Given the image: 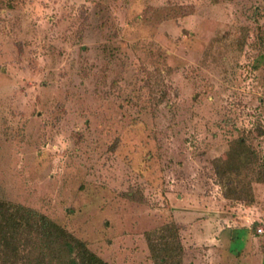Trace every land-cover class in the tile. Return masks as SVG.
<instances>
[{
  "label": "rangeland",
  "instance_id": "obj_1",
  "mask_svg": "<svg viewBox=\"0 0 264 264\" xmlns=\"http://www.w3.org/2000/svg\"><path fill=\"white\" fill-rule=\"evenodd\" d=\"M0 201L107 264H264V0H0Z\"/></svg>",
  "mask_w": 264,
  "mask_h": 264
},
{
  "label": "trees",
  "instance_id": "obj_2",
  "mask_svg": "<svg viewBox=\"0 0 264 264\" xmlns=\"http://www.w3.org/2000/svg\"><path fill=\"white\" fill-rule=\"evenodd\" d=\"M242 145V142L240 140ZM36 228L42 257L25 264H107L83 242L59 228L44 215L0 201V264H18L19 236L22 230ZM68 257H63L64 254ZM11 256V257H10Z\"/></svg>",
  "mask_w": 264,
  "mask_h": 264
}]
</instances>
